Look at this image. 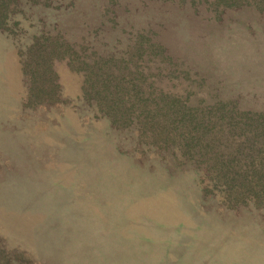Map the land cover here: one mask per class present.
Masks as SVG:
<instances>
[{
    "label": "rangeland",
    "instance_id": "374dc122",
    "mask_svg": "<svg viewBox=\"0 0 264 264\" xmlns=\"http://www.w3.org/2000/svg\"><path fill=\"white\" fill-rule=\"evenodd\" d=\"M1 1L0 264H264V211L225 202L215 148L176 126L264 109V0ZM110 79L174 99L167 143L138 128L164 111L106 116Z\"/></svg>",
    "mask_w": 264,
    "mask_h": 264
},
{
    "label": "trees",
    "instance_id": "16d2710c",
    "mask_svg": "<svg viewBox=\"0 0 264 264\" xmlns=\"http://www.w3.org/2000/svg\"><path fill=\"white\" fill-rule=\"evenodd\" d=\"M233 5L240 4L233 2ZM255 6L259 9L261 7L257 4ZM7 17L6 3L0 0V28H3ZM31 51L33 52V48ZM28 52L31 57L37 58L39 56V52L35 50L34 53ZM62 52L64 53V50ZM38 71L41 72L38 73ZM46 71L51 74L50 65L40 69L36 67L29 76L31 86L28 95H35L40 98L39 103L57 99L54 95L49 96L51 84L44 86L45 83L50 82L44 79L47 74ZM105 81L101 89L96 90V93L102 97L106 116L111 120L115 115L123 116L133 104H139L137 109L142 113L157 114L159 111H164V114L155 121L158 123V129L150 128V130L145 131L139 126L138 128L142 129L139 132L140 137L145 136L147 138V135H150L154 144L161 140L166 142L168 133H165L166 129L161 126L172 125L173 117L180 113V110L173 107L174 99H170L163 92L162 95L164 96L161 97L160 102H152L151 107L153 109L149 110V106L146 104L150 103H146L148 102L147 98L143 97L147 93V87L143 83L141 84L142 90L139 87L138 90L126 92L123 90V84L120 85L113 79ZM41 85L42 87L39 89ZM37 86L39 88L33 89ZM124 105L129 106L124 108ZM219 106L216 107L214 111L216 117L212 120L193 124L190 120H185L184 116L188 114L187 112L181 115L182 124L176 126L186 129L185 135L190 137L184 139L188 143L191 139H195L192 141L201 146V139L205 138L209 146L215 148L213 149L214 152L211 151L207 158V173H210L207 182H216V189L225 202L231 205H251L264 211V109L260 111H238L225 108L224 105ZM148 120H152V117ZM141 125H144L143 122ZM208 126L214 127V129L208 128ZM196 136H200L201 139L198 140L199 138Z\"/></svg>",
    "mask_w": 264,
    "mask_h": 264
}]
</instances>
